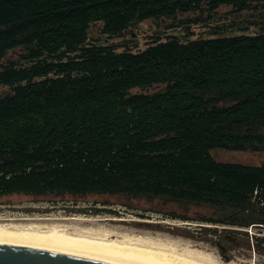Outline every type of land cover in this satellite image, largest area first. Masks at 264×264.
<instances>
[{
	"label": "trees",
	"instance_id": "trees-1",
	"mask_svg": "<svg viewBox=\"0 0 264 264\" xmlns=\"http://www.w3.org/2000/svg\"><path fill=\"white\" fill-rule=\"evenodd\" d=\"M259 3L0 0V59L18 46L78 47L92 23L118 36L148 19L210 16L221 6L250 11ZM217 29L215 37L188 31L186 40L156 39L136 51L89 48L86 60L61 67L62 79L38 82L43 74L33 67L0 66V84L12 90L0 96V196L165 198L217 207L224 223L264 224V162H220L211 154L264 152V29Z\"/></svg>",
	"mask_w": 264,
	"mask_h": 264
},
{
	"label": "rangeland",
	"instance_id": "rangeland-1",
	"mask_svg": "<svg viewBox=\"0 0 264 264\" xmlns=\"http://www.w3.org/2000/svg\"><path fill=\"white\" fill-rule=\"evenodd\" d=\"M207 15L205 13L203 17L206 18ZM212 17L216 23L195 27L191 30L193 35L190 37H210L212 29L221 24L227 27L225 34L259 33L264 29V3L243 12L234 11L232 6H221L212 13ZM183 18L187 17L180 14L177 20ZM139 25L131 28L135 35H125L116 41L130 40L132 43H139L141 46H138V50H142L146 48L144 43H150V36L162 34L164 39L167 37L158 23L145 21ZM101 26L100 22L94 23L91 30L98 32ZM173 32L180 39L188 38L182 28ZM160 87H156V90ZM132 92L140 93L142 90L135 89ZM211 154L220 162L250 165H262L264 162L263 152L217 149ZM224 218L225 215L217 207L175 202L165 198L149 199L104 193L73 195L68 192L0 196V223L4 221L3 223L39 224L47 227L58 224L62 228L65 225L73 233L96 229L118 232L121 235L152 237V240L155 238L154 240L177 242L183 248L204 252L225 264H264V244L258 240L264 238V224L243 227L224 223L221 221ZM219 242L228 249L225 256L221 254Z\"/></svg>",
	"mask_w": 264,
	"mask_h": 264
},
{
	"label": "flooded vegetation",
	"instance_id": "flooded-vegetation-1",
	"mask_svg": "<svg viewBox=\"0 0 264 264\" xmlns=\"http://www.w3.org/2000/svg\"><path fill=\"white\" fill-rule=\"evenodd\" d=\"M216 11V10H215ZM214 11V12H215ZM207 13V17L204 18L203 15ZM204 14L201 12H193L191 14L185 13L184 16L187 18H183L182 20H177V17H171V18H162L159 20L156 19H148L145 21H149L152 23H158L160 28L162 29L163 34H165L168 37H176L175 32L180 28H182L186 34L188 35V31L193 30L197 26H202L203 24H207L211 26V24L214 22V18L212 17V13L205 12ZM192 14L194 16H192ZM190 16V17H189ZM177 20V21H176ZM145 21L137 22L131 25L128 29L124 30L123 35L118 36H110L103 32V23H101V28L98 32H93L91 30V25L87 29L86 39L84 42L80 43V45L72 46V45H63L61 48H57L56 46H53L49 49L44 48V46H34V50H30L27 46H18L13 49H8L4 56L0 59V66H8L10 64H13L15 67H33L36 69V71H40L43 75L38 76L34 81L38 82H44L47 80V77L51 79H62L65 78L67 74L64 72H61V67L68 66L71 64L72 61L81 62L86 60V52L89 50V48H92L96 51H104V50H114V51H122L125 49H130L133 51L138 50V46H141L139 43L131 42L130 40H124V42L116 41L117 38L121 39L123 36H132L135 35V33H132L131 28L134 27L136 24L139 25ZM140 26V25H139ZM220 27H225L226 25L221 24ZM217 26L214 27V30L211 31V36L206 38L215 37L217 34L215 31H217ZM172 32V33H171ZM191 33H193L191 31ZM139 36V34H138ZM137 36V37H138ZM164 35H153L150 36V43L146 44L144 43L146 47L154 45V41L156 39H162ZM188 37V36H187ZM165 38V39H166ZM179 38V37H177ZM137 39V38H136ZM53 49V51H52ZM145 49V48H144ZM18 50V51H17ZM140 50V49H139ZM49 66H54L55 69L52 71V73H48L47 75L44 73V70H46ZM0 70H3L2 67H0ZM82 70V69H81ZM12 93V90L9 85L0 84V96H7ZM133 94H140V93H133ZM264 153V152H263ZM219 247H225V250H228L225 245L222 243H218Z\"/></svg>",
	"mask_w": 264,
	"mask_h": 264
},
{
	"label": "water",
	"instance_id": "water-1",
	"mask_svg": "<svg viewBox=\"0 0 264 264\" xmlns=\"http://www.w3.org/2000/svg\"><path fill=\"white\" fill-rule=\"evenodd\" d=\"M144 95V94H139ZM225 256V247H220ZM228 260V259H227ZM0 264H185L127 248L0 234Z\"/></svg>",
	"mask_w": 264,
	"mask_h": 264
},
{
	"label": "bare ground",
	"instance_id": "bare-ground-1",
	"mask_svg": "<svg viewBox=\"0 0 264 264\" xmlns=\"http://www.w3.org/2000/svg\"><path fill=\"white\" fill-rule=\"evenodd\" d=\"M4 222V221H3ZM0 223L1 235H22L54 240L73 241L90 243L97 245L113 246L120 248H127L131 250L151 253L168 258L176 259L185 264H225L216 260L204 252L190 250L181 247V245L173 242H165L163 240H152L151 238L142 236H128L121 235L113 231H77L76 233L68 231L66 226L49 227L39 224H13V223ZM49 225V224H48ZM69 227V225H67ZM70 228V227H69ZM86 229V228H85ZM89 229V228H88ZM87 229V230H88ZM117 236L116 238H112ZM215 257V256H213ZM233 264V263H231Z\"/></svg>",
	"mask_w": 264,
	"mask_h": 264
},
{
	"label": "built area",
	"instance_id": "built-area-1",
	"mask_svg": "<svg viewBox=\"0 0 264 264\" xmlns=\"http://www.w3.org/2000/svg\"><path fill=\"white\" fill-rule=\"evenodd\" d=\"M191 1L193 5H195L197 2H203L205 0H188Z\"/></svg>",
	"mask_w": 264,
	"mask_h": 264
}]
</instances>
